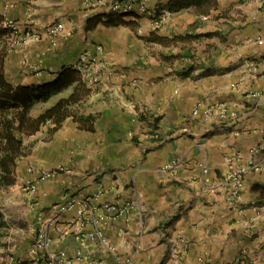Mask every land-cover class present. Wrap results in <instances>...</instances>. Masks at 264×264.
<instances>
[{
    "label": "crops",
    "instance_id": "obj_1",
    "mask_svg": "<svg viewBox=\"0 0 264 264\" xmlns=\"http://www.w3.org/2000/svg\"><path fill=\"white\" fill-rule=\"evenodd\" d=\"M123 1L0 0V12L21 29L30 16L36 30L64 24L56 40L44 34L9 49L5 74L13 84L53 81L87 49L107 64L104 82L96 88L86 83L73 114L57 130L51 131L55 125L49 122L31 135L38 142L19 162V179L28 176L30 165L64 164L71 170L42 182L32 197L38 225L53 203L71 192L94 198L103 185L99 202H135L128 219L123 215L102 225L106 245L114 246L120 258L130 257V264L241 259L264 264V171L248 174L240 201L232 200L224 178L264 144V76L252 67L255 62L264 67V4L206 0L202 7L172 12L178 14V26L174 20L156 29L150 9L168 10L170 0H149L147 12L134 11L118 25L104 23L108 15L123 13L115 9ZM226 8L235 10L233 18H215ZM207 32L217 33L196 38L216 47L196 50L186 42L180 52L164 47L191 40L187 34ZM76 90L74 83L37 103L32 113L38 116ZM198 102L202 107L196 114ZM221 104L237 115L223 118ZM209 106L214 110L207 116ZM236 154L241 162H227ZM54 225L53 248L73 251L78 246L74 234L65 236ZM84 245L87 256L76 264L93 259L116 264L115 254L102 251L104 243Z\"/></svg>",
    "mask_w": 264,
    "mask_h": 264
},
{
    "label": "built area",
    "instance_id": "obj_2",
    "mask_svg": "<svg viewBox=\"0 0 264 264\" xmlns=\"http://www.w3.org/2000/svg\"><path fill=\"white\" fill-rule=\"evenodd\" d=\"M95 0H87L92 3ZM264 4V0H260ZM149 0H124L115 4L116 10L122 12L134 11H148ZM168 14L169 11L165 10ZM159 23L160 20H154ZM35 24L33 18L30 16L24 29H21L18 23L12 18H6L4 25L11 29L9 35V49L19 47L31 41H39L47 34L52 40H56L64 30L62 22H55L48 25L44 31L34 29ZM76 70L80 72L83 80L91 87L96 88L103 82V74L107 68V64L92 50H84L78 60L72 64ZM252 67L255 72H259L264 76V67L260 63H253ZM202 103L198 102L195 108V113H199ZM220 115L223 118L229 116H236V111H231L225 104L219 107ZM213 107L209 106L205 109V115H210L213 112ZM227 162L233 163L234 161L241 162L242 155L228 156ZM64 164H58L52 168L31 166L28 170V176L22 178L21 189L30 198L35 196L38 188L42 182L52 180L59 173L70 172ZM208 171V168H206ZM264 171V144L252 149V156L244 162H241L237 167L229 169L225 173V180L230 183L231 198L235 201H240L242 197L243 188L246 183L248 174L252 172ZM98 191L94 198L78 197L75 192H71L65 201L55 202L50 207V213L38 225L33 243L30 247V255L34 262H44L45 264H76L84 261L87 256L85 243H93L94 245L99 242L104 243L105 248L102 250L105 253L115 254L114 246L106 245V237L102 230V225L105 221L113 220L119 216L129 218V214L135 208V202L132 200H119L99 202L100 196L104 194L105 188L103 185L98 186ZM74 214L71 218L62 219L61 216L67 212L73 211ZM51 223H55L54 228L67 236L74 234L78 246L70 251L62 248L60 250L53 248V236L50 231ZM102 259L91 260L92 264H100ZM132 262L130 257L120 258L116 255V264H130ZM232 264H250L246 259L238 260Z\"/></svg>",
    "mask_w": 264,
    "mask_h": 264
},
{
    "label": "trees",
    "instance_id": "obj_3",
    "mask_svg": "<svg viewBox=\"0 0 264 264\" xmlns=\"http://www.w3.org/2000/svg\"><path fill=\"white\" fill-rule=\"evenodd\" d=\"M205 3L206 0H170L167 9L169 12H178L192 6L202 7ZM130 13L132 12L118 13L116 17L119 20L115 19L113 14L108 15L104 23L118 25L124 22L123 18ZM5 19V15L0 12V191L18 186L19 162L31 154V145L25 142V137L37 133L49 122L55 125L51 131L57 130L63 121L73 114L71 107L79 101L81 91H85L87 86L82 75L73 65L65 67L59 77L53 81L17 85L10 82L5 74V60L10 48L7 38L11 34V29L4 25ZM216 33L187 34L186 37H210ZM159 40H163V37ZM74 83L80 90H76L69 97L60 99L38 116L32 113L37 103L48 101L54 94ZM80 119L75 117L77 122ZM5 226L4 214L0 210V229ZM19 264H27V262L21 261Z\"/></svg>",
    "mask_w": 264,
    "mask_h": 264
},
{
    "label": "rangeland",
    "instance_id": "obj_4",
    "mask_svg": "<svg viewBox=\"0 0 264 264\" xmlns=\"http://www.w3.org/2000/svg\"><path fill=\"white\" fill-rule=\"evenodd\" d=\"M195 9L196 11L198 10L197 8ZM150 10H152L154 14L152 15L154 16V20H160L158 24L153 20V25L156 29L164 28L167 25L169 26V24L174 22V20H176V24L178 26L177 13L175 14L169 12L168 14H166L165 10H162V7L153 9L151 8ZM234 11V9H231L230 11V9L228 10L226 8L219 12L218 15L215 16V18H219L222 16L226 17L229 14V17L233 18V16H235ZM172 34H178V29L173 31ZM218 37L222 38L221 35H218ZM204 38L211 39L212 37L206 36ZM204 38H196L195 36H191V40H181L180 43L172 42L171 45L163 46L166 47L169 51L178 50L179 52L184 42L188 43L191 48H195L196 50H202L207 48L208 46H215V43H208L207 39ZM7 43L9 46V37L7 38ZM25 142L31 145L32 151V147H35L36 143L38 142V138L33 136H26ZM31 166L35 165H30V167ZM21 183L22 179H19L18 177V186L16 188L0 191V210L3 212L6 221V226L0 229V264H19L21 262L20 260H24V262L28 263L32 261V257L30 255V247L33 243L34 236L38 228V221H40L41 217H35V202L32 198H29V196L23 192V190L21 189ZM33 216L35 218H33Z\"/></svg>",
    "mask_w": 264,
    "mask_h": 264
}]
</instances>
